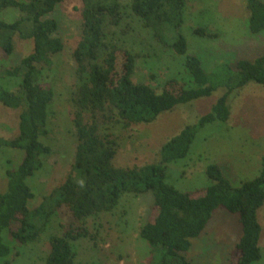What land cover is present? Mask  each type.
Returning <instances> with one entry per match:
<instances>
[{
  "label": "trees",
  "instance_id": "obj_1",
  "mask_svg": "<svg viewBox=\"0 0 264 264\" xmlns=\"http://www.w3.org/2000/svg\"><path fill=\"white\" fill-rule=\"evenodd\" d=\"M65 0H0V14L8 9L22 17L7 22L0 19V48L8 55L14 52V39L33 40L32 52L17 65L0 71L2 77L19 78L17 91L0 86V103L20 109L19 133L11 139L0 138V151L10 147L24 151L16 170L6 171L7 190L0 192V259L12 264L20 255L6 242L4 231L19 246L37 241L50 217L67 208L74 222L113 212L126 194L152 193L154 211L140 228V237L153 249L163 248L156 264H193L186 257L192 239L205 231L214 212L223 208L238 214L243 234L230 253L229 264H253L262 258L260 246L262 225L258 210L264 205V157L262 169L252 180L235 185L218 164L206 168L211 182L204 189L182 192L167 181L169 165L185 159L198 129L215 122H228L231 117L229 97L250 82L264 85V55L255 60H239L226 68L220 81L226 92L210 113L197 125L186 126L161 148L156 162L128 168L117 167L115 158L121 147L117 131L149 125L181 104L209 97L219 85L212 84L201 59L189 53V45L181 29L184 10L192 0H131V11L164 48L185 58L193 86L187 87L177 78L168 79L161 92L135 83L137 56L115 44L106 43V28L119 26L124 19L121 0H82L81 39L74 51L79 84L72 95L77 148L75 160L64 182L32 211L29 206L34 193L29 177L44 166L53 149L42 139L50 135L49 107L55 92L48 82L40 80L45 69L52 68V58L63 52L65 44L59 36V23L50 15ZM249 14V30L256 35L264 31V1L244 0ZM202 38L216 40L218 33L196 28ZM117 130V131H116ZM42 219V224L35 222ZM84 237L96 240L89 229L72 223L66 232L50 237V251L45 264H78L73 242ZM155 251V250H154ZM154 251H152L154 253ZM13 256L12 260L6 259Z\"/></svg>",
  "mask_w": 264,
  "mask_h": 264
},
{
  "label": "rangeland",
  "instance_id": "obj_2",
  "mask_svg": "<svg viewBox=\"0 0 264 264\" xmlns=\"http://www.w3.org/2000/svg\"><path fill=\"white\" fill-rule=\"evenodd\" d=\"M264 1V0H263ZM124 19L119 26L106 28V43L127 49L137 56L135 83L147 84L162 90L170 78H177L187 87L193 86L185 58L164 48L155 39L151 29L131 11V0H121ZM82 0H65L50 17L59 23V36L65 49L52 58V68L45 69L40 80L53 86L55 97L48 129L50 135L42 141L53 152L44 159L42 169L27 180L34 193L29 206L35 211L45 198L62 184L75 160L77 138L73 124L72 95L79 84L74 51L81 39ZM181 32L186 37L189 53L198 56L204 69L211 74L212 84L220 86L227 75L228 66L235 67L239 60H255L264 55V31L253 35L249 30V14L244 0H192L184 10ZM22 17L15 9L5 10L0 19L7 22ZM218 33L216 40L202 38L196 28ZM33 40L14 39V52L8 55L0 48V71L21 62L33 50ZM19 78L0 76V86L10 91L19 89ZM226 92L220 86L209 97L181 104L161 114L156 122L134 126L128 131L119 130L121 147L115 158L117 167L128 168L156 162L162 146L178 135L186 126L197 125L211 112L218 99ZM231 117L228 122H215L198 129L189 155L169 165L168 183L182 192H195L211 184L206 176L210 164H218L225 175L238 185L257 177L264 157V85L250 82L229 97ZM20 109H10L0 103V138L11 139L19 133ZM24 151L3 147L0 151V192L7 190L6 171L16 170L22 163ZM152 193L124 195L111 213H103L81 222H74L67 208L54 213L40 238L19 246L9 236L6 242L20 255L12 264H45L50 251V237L63 235L75 223L93 234L73 242L78 264H156L163 248H152L139 233L150 219L154 209ZM263 231L260 241L262 258L253 264H264V205L258 210ZM41 225L40 217L35 220ZM243 234L239 215L223 208L217 209L200 237L192 239L185 254L193 264H229L230 253ZM155 250V251H154ZM154 251V253L152 252ZM6 259L12 260L13 256ZM5 260L0 259V264Z\"/></svg>",
  "mask_w": 264,
  "mask_h": 264
}]
</instances>
